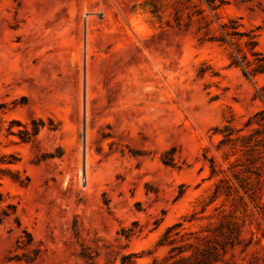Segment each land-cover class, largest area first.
I'll list each match as a JSON object with an SVG mask.
<instances>
[{"label":"rangeland","instance_id":"1","mask_svg":"<svg viewBox=\"0 0 264 264\" xmlns=\"http://www.w3.org/2000/svg\"><path fill=\"white\" fill-rule=\"evenodd\" d=\"M243 55L264 0H0V264H264Z\"/></svg>","mask_w":264,"mask_h":264},{"label":"trees","instance_id":"2","mask_svg":"<svg viewBox=\"0 0 264 264\" xmlns=\"http://www.w3.org/2000/svg\"><path fill=\"white\" fill-rule=\"evenodd\" d=\"M252 44H253V47H254L256 45V41H253ZM260 54L261 53L258 52V51H253V55H260ZM242 58H243L242 60H240L238 58L239 61H234L233 63L236 64V65H238L239 63H241L244 66V74L245 75H249L251 72H253V73H257V72L262 73V72H264V62H262V60H264V55H263V58L261 60H259V61H257L255 63L256 65L251 69V71H248L247 70V67L251 66V64L247 60L246 56L243 55ZM262 96H264V93L262 94ZM36 132L37 131L35 130V132L33 134H36ZM1 200H2V194L0 192V201ZM8 206H12V205H8ZM8 215H9V213L6 210H4V209L3 210H0V224H2V222L4 221V219ZM122 264H125V262L122 263Z\"/></svg>","mask_w":264,"mask_h":264},{"label":"water","instance_id":"3","mask_svg":"<svg viewBox=\"0 0 264 264\" xmlns=\"http://www.w3.org/2000/svg\"><path fill=\"white\" fill-rule=\"evenodd\" d=\"M84 153H85V146H84ZM84 165H85V154H84Z\"/></svg>","mask_w":264,"mask_h":264}]
</instances>
